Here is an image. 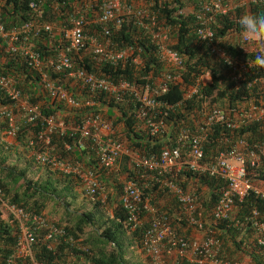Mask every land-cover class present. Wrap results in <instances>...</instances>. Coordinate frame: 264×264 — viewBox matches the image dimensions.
<instances>
[{"label":"trees","instance_id":"1","mask_svg":"<svg viewBox=\"0 0 264 264\" xmlns=\"http://www.w3.org/2000/svg\"><path fill=\"white\" fill-rule=\"evenodd\" d=\"M106 1L108 0H0V20L6 32L20 30L28 21H34L35 26L40 25L35 34L36 27L34 31L31 29L26 32L25 35L30 36L27 41H23V32L18 33L16 43H27L34 48L41 59L45 60L46 66L43 69L48 76L57 80L58 74L51 64L58 59L62 51H66L69 42L65 38V30L72 26L73 18L83 15L86 20L83 28L88 36L98 35V40L106 49L126 50V55L116 59V62H111L105 54L100 56L93 52H69L74 66L84 67L113 84L126 81L142 90L146 85L155 86L165 73H172V68L161 58L158 44L151 38L149 30L141 26L135 16H124L119 25L110 21L106 26H102L94 21L100 6ZM121 1L132 3V0ZM141 1L145 2L148 13L154 16L158 24L169 26L168 46L183 58L182 68L174 70L180 80L169 84L165 92L155 95L161 104L171 106L165 117L166 129L163 133H149V129L144 126V119L137 114L141 103L133 93L124 92L115 97L102 91L93 96L94 106L91 107L68 108L62 102L51 101L42 87L39 73L27 66L21 50L13 51L7 38L0 36V75L14 78L17 86L31 96L32 103H40V111L44 117L55 116L66 126L63 131L56 130L51 134L50 152L56 158L79 160L89 167L97 166L91 148L88 149L90 158L82 156L84 149L79 150L80 146L76 143L78 134H74L71 129L91 111L109 118L115 128L116 140L123 142L131 151L143 155H158L162 148L175 145L176 138L184 128L194 126L195 121L202 117L204 108H229L250 102L264 103V89H261L259 81H254L255 78L258 80L263 76L264 68L249 66L245 78L239 80L236 85L230 78V67L197 38L195 31L200 20L194 13L179 12L185 5L183 0ZM31 3L34 7L30 6ZM38 10L41 11L40 16H37ZM262 12L264 4L249 5L247 12L238 7L227 14L217 15L211 22L215 40L232 58L246 63L255 61L260 46L254 50L239 43L241 28L234 18H240L244 13ZM142 21L150 25L149 19L144 18ZM45 24L51 25L52 29H44ZM104 27L109 30L107 35L102 33ZM89 43V40L85 42L86 49ZM210 72L211 79L202 83L201 77ZM250 81L254 82L248 85ZM68 82L70 83H66L64 88L77 97H82L83 92L78 83L75 80ZM192 87L196 90L186 97L187 90ZM7 102H10L9 97L0 91V104ZM38 125L39 123H23L16 136V140L23 147L22 152L29 154V161H34L32 147L36 150L41 144L35 138L34 146H31L26 139L39 129ZM238 137H245L248 142L263 139L264 119L240 123L235 127L214 123L203 144L204 157L207 159L229 149ZM67 142L72 143V148L65 147ZM122 168L123 172L127 171V177L132 175L133 172L129 168ZM98 176L106 188V204L109 205L110 212H107L106 204L103 205L99 200L94 202L92 210L72 208L78 194L76 187L80 186L73 176L48 169L44 176L30 178L25 167L19 168L17 164L4 163V160L0 159V189L6 196L17 205L34 212H44L47 206L52 204L49 215L55 212L58 218L53 216L56 219L52 220V223L62 228L63 233L57 234L50 248L44 240L45 230H37L32 245L36 263L152 264L144 252L135 251L138 248L142 250V227L132 228L124 222L125 212L120 203L122 186L115 181V171L100 169ZM149 176L145 174L146 178H150ZM248 176L254 184L264 180L262 166L248 169ZM169 177L180 186L189 185L198 194L202 214L213 227L214 235L220 240L219 252L224 260L242 261V258L248 257L253 264H264V248L256 243V229L251 221L245 220L251 210L256 209L258 217L264 221L263 199L250 193L241 201L235 202L232 215L226 219L215 220L212 218V209L227 186L226 180L191 171L184 166ZM150 181L147 182L150 192L154 194L153 202L160 211H166L175 222L180 223L177 224V231L180 232L185 222L183 218L179 220L173 216L179 210L177 201L167 188L161 187L159 181ZM235 222L240 224L236 225ZM18 231L16 221L0 206V264H7L5 260L14 249ZM18 264H30V260L24 259ZM174 264L193 263L176 259Z\"/></svg>","mask_w":264,"mask_h":264},{"label":"built area","instance_id":"2","mask_svg":"<svg viewBox=\"0 0 264 264\" xmlns=\"http://www.w3.org/2000/svg\"><path fill=\"white\" fill-rule=\"evenodd\" d=\"M192 1V10L189 12L194 13L195 17L200 20L195 31L197 38L200 39L201 36L209 38L200 40L208 46L214 55L222 58L230 67V78L238 85L239 80L245 78L244 75L247 73L248 67L255 66V63L254 61L246 63L243 60H236L221 48L218 41L215 40L211 22L217 15L227 14L238 7H242L244 12H247L249 5H262L264 0ZM30 6L34 7V4L31 3ZM40 12V10L37 11V16H40ZM179 12L188 13L184 9H180ZM127 15L135 16L139 24L149 30L151 38L158 44L161 58L172 68V73H165L155 86L146 85L144 90L137 86L139 90L135 85L126 81L113 84L84 67L74 66L69 52L81 54L83 50H86L85 42L88 40L90 41L88 46H93V54L100 56L105 54L111 62H116V59L126 55V50L106 49V46L98 40V35L88 36L83 28L86 24L83 15L73 18L72 26L65 30V38L69 42L66 51H62L58 59L51 64L53 70L58 74L57 80L48 76L43 69L46 62L41 59L34 48L27 43H16L18 33L23 32V41H27L30 36L25 35L26 32L31 29L34 31L36 27L35 34L40 27L39 24L35 26L34 21H28L22 25L20 30L13 29L6 32L0 20V36L7 38L13 51L21 50L27 66L39 73L42 87L51 101L56 100L72 108L91 107L94 106L93 96L99 92H107L115 97L124 92L133 93L137 96V101L141 103L137 114L144 119V126L149 129V133H163L166 129L165 117L171 106L161 104L155 95L165 92L169 84L180 80L174 70L182 68L183 58L168 46L170 43L169 26L158 24L145 7H136L133 3L121 0H108L100 6V11L94 21L102 26H106L110 21L119 25L123 17ZM144 18L150 20V25L142 21ZM234 20L239 21V18H234ZM43 27L49 31L52 29L49 24H45ZM102 33L107 35L108 28L104 27ZM240 36L239 43L241 45L248 43L242 34ZM204 75L209 76V73ZM59 80L61 83H58ZM68 80L71 82L75 80L78 83V87L83 92L82 97H77L73 92L64 88ZM254 81H260V78L258 80L255 78ZM254 81H250L248 85ZM195 90V87L190 88L185 96L189 97ZM0 91L10 99V102L0 104V119L6 125L4 135L15 138L21 124L37 125L39 123V129L33 135H28L26 139V142L31 146H34L35 138L41 144L39 149L34 150L32 147L34 161L50 170H57L73 176L78 180L84 194L91 202L99 200L103 205L107 203L106 188L98 176L100 169L116 171L121 158L123 156L129 158L128 168L133 173L122 182L120 194L121 207L125 212L124 222L132 228L142 227V250L150 258L152 264H174V261L168 262L166 259L168 254H174L176 259H185L193 264L243 263L238 260L229 262L220 256V240L214 235L213 227L202 214L198 194L194 188L189 185L180 186L169 176L171 173L179 172L184 166L191 171L206 173L209 176L226 180L227 186L220 193L212 209V218L215 220L226 219L232 215L235 202L241 201L250 193L264 201V187L255 185L248 176L250 168L262 166L264 171V138L248 142L245 137H238L235 144L229 149L222 150L207 159L204 157L203 147L205 138L214 123L219 122L228 127H235L240 123L261 119L264 116V103L250 102L247 105L223 107L225 110L215 106L204 108L202 117L195 121L194 126L184 128L176 138L175 145L162 148L158 155H143L131 151L123 142L116 140L113 123L99 113L91 111L85 114L79 123L71 127L73 133L78 134L76 143L79 146L87 143L89 148L94 151L97 166L89 167L79 160L58 159L50 152L51 134L56 130L63 131L66 126L55 116L44 117L40 111V103H32L31 96L17 86L14 78L0 75ZM72 146L70 142L65 144L67 149ZM145 174L150 175V178H146ZM141 179L144 181L141 182ZM152 179L159 181L162 188H167L177 201L179 210L173 216L179 220L183 218L185 222L180 232L177 231L180 223L175 222L166 211H160L153 202L154 194L150 192L147 182ZM0 206L16 221L19 229L14 249L7 256L6 263L18 264L19 261L29 259L30 264H40L35 262L32 250L37 230H45L44 240L47 242V247L50 248L57 234L63 233L62 228L55 226L43 212L26 210L12 202L1 189ZM245 220L251 221L256 229V243L263 249L264 221L258 217L257 210H251V214ZM235 224L238 225L240 222H235ZM193 232H201L202 238H193Z\"/></svg>","mask_w":264,"mask_h":264},{"label":"crops","instance_id":"3","mask_svg":"<svg viewBox=\"0 0 264 264\" xmlns=\"http://www.w3.org/2000/svg\"><path fill=\"white\" fill-rule=\"evenodd\" d=\"M231 1H233V0H231ZM208 77L209 76H207V75H203L201 77L202 83H206L207 81H209ZM5 126H6L5 123L0 119V159H3L4 163L7 162V163H10V164H17L19 168L20 167H22V168L25 167L26 170H27V175L30 178L37 179L39 177L44 176V173L46 172L45 168L37 166L34 161H29V158H30L29 154H27V153L25 154L24 152H22L21 148H23V147H22V145L19 144V141L16 140V137L15 138H11V137H8V136L4 135ZM83 149H84V154H82V156L88 157L89 156L88 155L89 154V151H88L89 146H88L87 143H84V145L80 146L79 150H83ZM20 152H22V153H20ZM88 158H90V157H88ZM127 168H128V166H126V169ZM117 170L122 173L123 168H121V169L119 168ZM126 173H127V171H126ZM255 185L264 187V180H260V181L255 182ZM110 190H111V188H110ZM87 199H84V204H86V206H87L86 210H92L94 208V202H89V199L88 200ZM81 204L82 203H78L76 205L73 204V206H71V207L74 208V209L75 208L85 209V208H80ZM47 208H49V211L50 210L52 211L53 205L50 204V205L47 206ZM46 209L44 210L43 213L47 217L49 215V213L46 212ZM53 216H55L57 218V216L55 215V212H54ZM52 220H54V219H52ZM202 236H203V234L201 232H193L192 233V237L195 238V239H200V238H202ZM135 251L137 252V250H135ZM242 261H243L242 264H253L251 262V259H249L248 257L242 258Z\"/></svg>","mask_w":264,"mask_h":264},{"label":"rangeland","instance_id":"4","mask_svg":"<svg viewBox=\"0 0 264 264\" xmlns=\"http://www.w3.org/2000/svg\"><path fill=\"white\" fill-rule=\"evenodd\" d=\"M184 1V10L186 11V12H189V11H191L192 10V6H193V1L192 0H183ZM238 1V0H237ZM228 2H231V0H228ZM234 2H236V0L234 1ZM132 3H133V5L134 6H136V7H138V6H142V7H145V8H147L146 6H145V2H143V1H141V0H132ZM247 6V5H246ZM241 36H239V38H240ZM244 46H246L247 48H249V49H254V50H257V46L258 45H256V44H251V43H245L244 44ZM92 50H93V46L92 45H90L89 46V48H87L86 50H83V54H85L86 52H92ZM260 87H261V89H264V74H263V76L260 78ZM68 83H70V82H68ZM65 107H68V108H71V107H69V106H66L65 105ZM105 109V108H104ZM100 112H102V111H100ZM263 119H264V116L262 117ZM109 119V118H108ZM123 139H124V137L123 136H121ZM36 163V162H35ZM34 165V164H33ZM36 165L37 166H40V167H44V166H41L40 164H38V163H36ZM130 165V161H129V158L128 157H126V156H123L122 158H121V160H120V162H119V165H118V169L120 168H122V166H129ZM45 168V171H46V169L48 170V168H46V167H44ZM39 170V169H38ZM115 181L116 182H119L120 184L127 178V173H126V171H124L123 172V170H122V173L121 172H119L118 170H116L115 171ZM110 189V188H109ZM76 191L78 192V194H77V197L74 199V204L76 205V204H78V203H82L80 206V208H85V209H87V206H86V204H84V199H87V197H86V195L84 194V192H83V190H82V188H81V186H77L76 187ZM68 200H70V199H68ZM88 200V199H87ZM89 202H91L90 200H89ZM84 204V205H83ZM107 212H110L111 211V209H110V207H109V205L107 204ZM46 212L47 213H49L50 214V211H49V208H47L46 209ZM48 217V219L50 220L51 218H53V214L51 215V216H47ZM53 219H56V218H53ZM18 237V236H17ZM139 252H143L141 249H137V253H139ZM145 256V254H143V257ZM166 259L168 260V262H172V261H174V260H176V257H175V255L174 254H168V255H166ZM150 264V263H149Z\"/></svg>","mask_w":264,"mask_h":264},{"label":"clouds","instance_id":"5","mask_svg":"<svg viewBox=\"0 0 264 264\" xmlns=\"http://www.w3.org/2000/svg\"><path fill=\"white\" fill-rule=\"evenodd\" d=\"M238 23L244 40L260 46V52L255 56L254 63L256 67L264 68V12L259 14L244 13L240 16ZM200 39L207 40L209 38L201 36ZM228 62L230 63V60ZM208 79H211V72ZM120 185L122 186V183Z\"/></svg>","mask_w":264,"mask_h":264}]
</instances>
